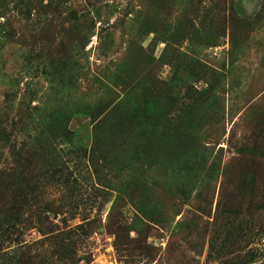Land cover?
<instances>
[{"label":"rangeland","instance_id":"1","mask_svg":"<svg viewBox=\"0 0 264 264\" xmlns=\"http://www.w3.org/2000/svg\"><path fill=\"white\" fill-rule=\"evenodd\" d=\"M0 264H264V0H0Z\"/></svg>","mask_w":264,"mask_h":264}]
</instances>
